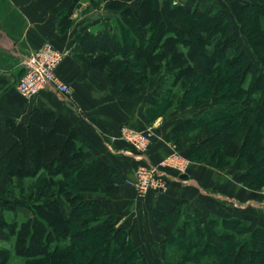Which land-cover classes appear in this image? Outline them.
Masks as SVG:
<instances>
[{"label":"trees","instance_id":"1","mask_svg":"<svg viewBox=\"0 0 264 264\" xmlns=\"http://www.w3.org/2000/svg\"><path fill=\"white\" fill-rule=\"evenodd\" d=\"M82 1L42 0V5L59 18V32L65 33L74 25V14ZM134 1H90L91 8L118 12V17L105 20L102 30L81 35L78 47L83 65L107 72L108 84L119 86L127 96L140 93L149 78L164 69L172 77V85L195 84L199 76L202 80L214 79L219 65L227 60L231 64L223 83L248 70L259 84L244 87L241 79L231 84L228 91L238 95L239 104L182 121L166 139L181 148L188 142L185 134L189 129L203 127L206 134H212L189 150L190 157L211 147H215L210 152L214 156L221 145L229 155L240 156L243 147L232 137L248 120L251 148L243 154L247 160L241 162H247L250 168L242 180L262 185L264 90L259 87L264 89V48L257 49L260 62L252 61L233 36L234 27L224 13L180 4L166 15L157 0H141L138 5ZM239 16L246 37L252 41L262 37L264 2L244 4ZM217 41L220 52L213 49ZM254 43L256 48L264 47L259 40ZM5 124L16 141L7 152L0 143V163L8 170L9 188H24L33 180L27 202L34 216L4 222L13 248L0 247V264H149L137 250L132 230L119 227L114 216H106L102 205L88 197L91 193L119 192V184L108 186L114 169L94 155L76 127L54 111L40 107L31 111L26 122L8 117ZM8 209L15 211L16 206L10 204ZM154 214L157 222L166 223L172 234L170 240L180 248L196 247L198 254H215L219 264H245V254L251 255L252 262L258 257L264 264V224L251 228L245 217L230 213H213L204 219L200 209L193 219L180 222L182 211L173 205L157 206ZM13 253L22 261L12 262ZM232 254L236 257L231 261Z\"/></svg>","mask_w":264,"mask_h":264},{"label":"crops","instance_id":"2","mask_svg":"<svg viewBox=\"0 0 264 264\" xmlns=\"http://www.w3.org/2000/svg\"><path fill=\"white\" fill-rule=\"evenodd\" d=\"M90 1L81 2L82 6L77 7L74 14V25L67 32L60 33L59 18L43 7L42 0H4L8 28L3 25L0 54L10 53L14 58L9 62L0 59V143L3 151L7 152L16 141L12 131L6 127V118L13 117L26 122L36 107L54 111L69 121L78 129L83 142L90 147L94 155L103 158L114 169L115 175L108 186L119 184V192L89 198L99 202L105 214L114 216L119 227L132 230L134 244L149 264H161L162 257L168 250V245L163 244L168 228L166 225L156 224L154 209L157 206L173 205L186 212L198 208L204 216L207 214L203 210L210 208L209 214L217 212L224 215V212L218 211V207L202 203L209 199L214 201L211 197L212 190L209 189L217 186L221 195L235 200L240 189L236 182L231 181L232 178H228V181L224 176H219L216 180L214 174L207 173L205 167L199 170L193 166L188 172L170 174L168 185L163 191H149L145 196L138 193L134 185L137 168L141 165L157 164L161 158L175 154L172 145L165 140L170 129L164 131L165 137L162 132L154 137L153 145L142 155L134 153L132 148L120 139V128L123 124L142 128L147 122V117L144 107L135 104L120 91L119 86L108 84L107 72L85 67L79 57L78 43L81 35L85 31L97 32L104 27L97 12L109 14L105 20L118 17V12L102 7L91 8ZM140 2L141 0H135L134 4L138 5ZM157 2L162 11L169 15L171 10L166 6L169 0ZM181 2L185 3L184 0ZM186 3L183 5L188 7ZM206 3L224 5L222 0H206ZM81 16L85 18L83 21ZM46 42L53 43L66 53L57 73L70 85L71 93L62 94L54 87L48 86L39 94L26 97L16 87L24 70L23 60ZM0 173L4 175L3 184L7 183L8 170L1 163ZM185 174L187 176L182 177ZM203 197L206 200H203ZM250 202L254 204L256 201ZM239 207L240 210L236 212L225 211L244 217L243 211L246 207ZM14 256L13 253L12 262ZM19 259L21 262L22 259Z\"/></svg>","mask_w":264,"mask_h":264},{"label":"rangeland","instance_id":"3","mask_svg":"<svg viewBox=\"0 0 264 264\" xmlns=\"http://www.w3.org/2000/svg\"><path fill=\"white\" fill-rule=\"evenodd\" d=\"M164 1L168 2V0ZM181 1L183 0H180L178 2L169 0V4H166L167 9L171 10L173 7H176L180 4H185L187 2L186 4L191 9L193 7H196V5L202 4V10H210L209 12L213 14L224 13V15H226V18L232 23L234 27L233 36L236 37L242 44L244 50H246L250 55L252 61H256L258 63L260 62L258 59L259 56L257 55V49L263 50L264 47L260 48L259 46V48H256L254 40H259V45L264 46V31L261 38L255 37L253 41L250 39V36L246 37L243 29L240 26L239 13L244 4L248 2L263 3L264 0H222L224 4L223 6L217 3L208 4L206 3V0H184L185 3ZM3 5L4 0H0V19L3 25L8 28V20L4 12ZM97 13V15H99L98 18L101 19V25L103 26L105 22L104 18L109 14L101 11ZM261 16H263L262 13ZM81 19L83 21L85 18H82L81 16ZM112 19L114 20L115 18ZM217 34L221 35V33L219 32ZM213 49L217 52L222 51L220 41L216 42V44L213 46ZM12 58H14V56H12L10 53L4 55L0 54V59L4 60L5 62L12 61ZM229 61L227 60L223 64L221 63L219 65V69L216 72L214 79L207 78L202 80L201 76H199V78L195 81V84L185 82L179 83L178 85H172V77L168 74L166 69H164L156 76H151L149 78V81L145 84L146 87L140 93L135 96H127L128 98H131L135 102V104H140L142 107H144L147 122L144 127L138 129L151 128L153 131L154 140V137L161 135V132L162 134H164L163 137H165L164 131L170 129V133L174 128L173 125L176 123L178 124L182 121L200 118L213 111V109L215 108L232 107L235 104H239L241 102V99L238 97V95H234L233 92L230 94V92L228 91L230 85L234 84L235 81L239 79H241L240 83L244 87H249L253 84L258 85L259 82H257V79L253 78L252 75L248 74L247 70L239 72V76L235 79L232 78L230 82L227 81L223 83V77L228 76L229 73L228 67L231 64ZM139 73L141 74V72ZM259 90L263 91L264 89L259 87ZM222 93H224V95ZM164 97L166 98L164 99ZM154 99L157 102H153ZM248 122L249 121L246 120V122L241 125L240 130L236 132V134L232 137V139L236 141V143H238L240 147H243L242 154L240 155L241 157L231 153L229 155L226 150L224 152L222 145L217 150L219 151V153L214 156H212L210 152L212 151V148L215 147H211V149L209 150L207 149L208 152L207 150H205L206 152H200L199 154L195 153L191 157L188 155V153L185 154L186 151L193 148L197 143L205 139V137L212 134H206V128L200 127L189 129L186 132L185 137L187 138L188 142L181 148L176 147L173 142L168 141L165 137V140L172 145L173 153L175 154L161 158L156 165H161L162 163V168L168 171L169 174L177 173L180 171L188 172L193 166H195L196 169L199 170L205 167L207 173L212 172L216 180L219 176H224V179L228 181V178H232L233 180L231 181L236 182L240 189V191H238V196H236V200L234 198L230 199L228 197L226 198V196L221 195L220 191H218V187L215 186V188L209 189V191L212 190L211 197L214 201L211 202L210 199L206 200L204 197L208 198V196H204L203 200L206 201H203L202 203H204L205 205H214L215 207H218L217 209H220L218 211H222L224 212V214H226L230 210H234L235 212L237 210H240L239 206L246 207L243 211L244 217L248 220L250 227L254 228L256 225L264 224V176L260 181L263 182V184L260 186L254 183V181H252V183L251 181H249V183L252 184L251 185L248 183L246 184L242 180V175L250 168V165L247 162H241V160L244 159L243 154H246V150L251 148V137H249L248 135L249 132H251V128L247 126ZM123 125L130 124L126 123ZM120 139L125 144L127 143L129 147L133 148L132 144H130L121 135V132ZM152 145L153 143L151 144V146ZM262 151L264 152V148ZM252 152H254V150H252ZM246 160L247 158L244 159V161ZM7 176L9 177V175ZM3 177V173H0V247L11 248L13 246V238L6 237L8 231L4 222H12L14 220L22 221L33 216V212L27 202V197L29 195L30 189L29 187L33 180H29L28 182H26L24 188H20L16 185L9 188L8 180L7 183L3 184ZM232 182L231 184H233ZM105 194L106 193H91L88 194V197L96 198L101 197ZM251 200L256 202H253L254 204H252L250 202ZM10 204H14L16 206L15 211L8 209V206ZM197 209L198 208H193L188 212L181 210L182 218L180 219V222H184L186 219H193V215L195 214ZM205 209L206 210L203 211L207 215L204 217H208L210 208ZM105 215L109 216V214L107 213ZM155 222L157 225H166V223L164 222ZM217 227L218 229L221 228L222 224ZM170 235L172 234H169L167 230L163 244L165 243L166 245H168V250L162 257L163 263L161 262V264H219V258L215 254H198L196 247L180 248L177 245L178 243L176 241L170 240ZM250 256L251 255L249 254H245L243 258L241 255V257L243 258L242 262H244L245 264H250L252 262ZM235 257L236 254H232L230 256V260L232 261ZM255 260L257 264H260L258 257H256ZM13 261L19 262L20 259L14 256ZM256 262L253 261L252 263L256 264Z\"/></svg>","mask_w":264,"mask_h":264},{"label":"built area","instance_id":"4","mask_svg":"<svg viewBox=\"0 0 264 264\" xmlns=\"http://www.w3.org/2000/svg\"><path fill=\"white\" fill-rule=\"evenodd\" d=\"M65 56V51L51 42H46L27 55L23 60L24 70L17 81V90L26 97H32L46 87L52 86L62 94H70V85L64 82L57 73ZM120 132L132 144L134 153L146 154L153 143L151 128L138 129L129 125H122ZM169 176V172L162 168V163L161 165H141L136 171L134 185L138 193L145 196L149 191L165 190Z\"/></svg>","mask_w":264,"mask_h":264},{"label":"water","instance_id":"5","mask_svg":"<svg viewBox=\"0 0 264 264\" xmlns=\"http://www.w3.org/2000/svg\"><path fill=\"white\" fill-rule=\"evenodd\" d=\"M81 6H82V3L80 2L77 7L79 8ZM2 37H3V23H2V21L0 19V40H1ZM186 176H187L186 174L182 175V177H186Z\"/></svg>","mask_w":264,"mask_h":264}]
</instances>
